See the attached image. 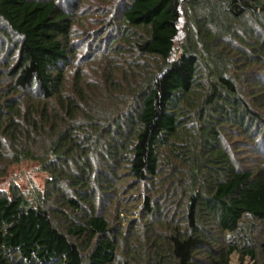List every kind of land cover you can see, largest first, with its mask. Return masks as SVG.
Masks as SVG:
<instances>
[{
    "label": "trees",
    "instance_id": "trees-1",
    "mask_svg": "<svg viewBox=\"0 0 264 264\" xmlns=\"http://www.w3.org/2000/svg\"><path fill=\"white\" fill-rule=\"evenodd\" d=\"M24 162L0 264H264V0H0V180Z\"/></svg>",
    "mask_w": 264,
    "mask_h": 264
},
{
    "label": "rangeland",
    "instance_id": "rangeland-1",
    "mask_svg": "<svg viewBox=\"0 0 264 264\" xmlns=\"http://www.w3.org/2000/svg\"><path fill=\"white\" fill-rule=\"evenodd\" d=\"M256 163L254 167H258L261 159V153L254 155ZM48 174L43 172L40 167L33 162H24L21 165L10 168L6 178L0 180V192L10 193L12 185H16L24 192H30L33 187L43 189ZM232 264H254L249 258L244 263H241L239 256L235 254L232 259Z\"/></svg>",
    "mask_w": 264,
    "mask_h": 264
}]
</instances>
